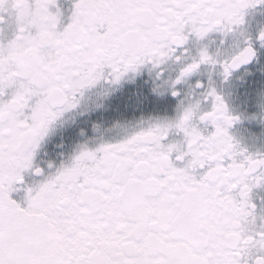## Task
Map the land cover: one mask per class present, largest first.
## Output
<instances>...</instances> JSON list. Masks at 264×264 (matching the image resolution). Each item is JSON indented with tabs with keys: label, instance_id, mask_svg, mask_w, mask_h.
<instances>
[{
	"label": "snow or ice",
	"instance_id": "snow-or-ice-1",
	"mask_svg": "<svg viewBox=\"0 0 264 264\" xmlns=\"http://www.w3.org/2000/svg\"><path fill=\"white\" fill-rule=\"evenodd\" d=\"M67 19L0 0V264H264V155L231 131L264 127V0H71ZM126 80L158 114L53 159Z\"/></svg>",
	"mask_w": 264,
	"mask_h": 264
},
{
	"label": "flooded vegetation",
	"instance_id": "flooded-vegetation-1",
	"mask_svg": "<svg viewBox=\"0 0 264 264\" xmlns=\"http://www.w3.org/2000/svg\"><path fill=\"white\" fill-rule=\"evenodd\" d=\"M59 4L65 12V23L68 22V10L71 7V0H59ZM143 81L137 80L135 83L124 81L120 86L113 89L107 96L102 97L99 103L103 108L95 110L84 116L69 118L68 122L59 127L51 137L47 146V151L53 159L59 161V153L63 152L66 156L71 154L78 143L84 142L93 136L91 124L100 123L106 131L105 139L109 142H116L123 138V131L116 128L120 125H135L142 116L156 115L154 104L150 102L141 103V93L145 92ZM233 91L232 87L225 88V94ZM93 100L96 99V92L89 93ZM239 108L238 103L232 105ZM82 128H88V137L79 135ZM111 130V131H107ZM232 134L240 141L242 147L246 148L253 155H264V127L254 126L248 122L237 125L232 130ZM63 145V148L58 147ZM255 203L259 206L264 201V188H256L252 193Z\"/></svg>",
	"mask_w": 264,
	"mask_h": 264
}]
</instances>
